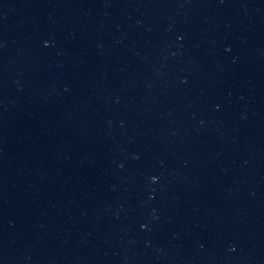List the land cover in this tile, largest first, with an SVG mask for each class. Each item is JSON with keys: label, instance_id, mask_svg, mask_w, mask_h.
Wrapping results in <instances>:
<instances>
[{"label": "water", "instance_id": "obj_1", "mask_svg": "<svg viewBox=\"0 0 264 264\" xmlns=\"http://www.w3.org/2000/svg\"><path fill=\"white\" fill-rule=\"evenodd\" d=\"M0 264H264V0H0Z\"/></svg>", "mask_w": 264, "mask_h": 264}]
</instances>
